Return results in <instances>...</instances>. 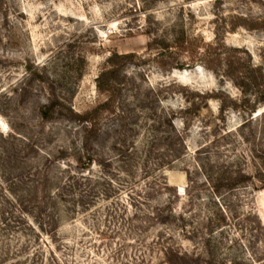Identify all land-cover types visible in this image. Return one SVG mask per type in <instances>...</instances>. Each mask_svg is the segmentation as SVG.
I'll return each mask as SVG.
<instances>
[{
    "label": "rangeland",
    "instance_id": "obj_1",
    "mask_svg": "<svg viewBox=\"0 0 264 264\" xmlns=\"http://www.w3.org/2000/svg\"><path fill=\"white\" fill-rule=\"evenodd\" d=\"M0 264H264V0H0Z\"/></svg>",
    "mask_w": 264,
    "mask_h": 264
},
{
    "label": "trees",
    "instance_id": "obj_2",
    "mask_svg": "<svg viewBox=\"0 0 264 264\" xmlns=\"http://www.w3.org/2000/svg\"><path fill=\"white\" fill-rule=\"evenodd\" d=\"M87 121H89L87 118H85Z\"/></svg>",
    "mask_w": 264,
    "mask_h": 264
}]
</instances>
